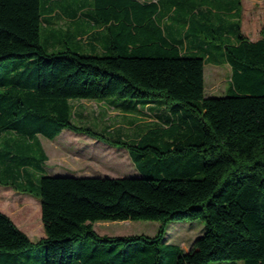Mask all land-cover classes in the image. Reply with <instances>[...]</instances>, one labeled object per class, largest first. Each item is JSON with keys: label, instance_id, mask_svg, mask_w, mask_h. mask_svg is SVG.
Wrapping results in <instances>:
<instances>
[{"label": "trees", "instance_id": "trees-1", "mask_svg": "<svg viewBox=\"0 0 264 264\" xmlns=\"http://www.w3.org/2000/svg\"><path fill=\"white\" fill-rule=\"evenodd\" d=\"M55 1L0 0V184L40 200L45 230L35 244L0 211V264H264V27L244 35L242 0H81L97 48L69 32L52 49ZM210 63L231 68L224 96L206 94ZM82 100L153 105L157 122L133 138L97 132L73 120ZM65 130L126 149L139 174L50 175L39 136ZM185 219L206 227L187 252L164 242ZM101 221L161 226L110 237Z\"/></svg>", "mask_w": 264, "mask_h": 264}, {"label": "rangeland", "instance_id": "rangeland-1", "mask_svg": "<svg viewBox=\"0 0 264 264\" xmlns=\"http://www.w3.org/2000/svg\"><path fill=\"white\" fill-rule=\"evenodd\" d=\"M152 1V0H143ZM242 32L256 41L262 37L264 27V0H242ZM231 80V68L228 64H207L205 71L206 94L212 97L224 96ZM78 126L92 128L97 132L113 133L121 131L127 137H134L144 132L157 122L154 111L124 115L109 104L93 101L74 102ZM116 138V134H112ZM118 135V134H117ZM40 140L48 154L49 168L63 169L76 177L123 178L139 174L129 153L119 145L96 140L84 133L65 130L61 136L52 141L40 136ZM37 146V145H36ZM37 148V147H36ZM36 158L40 159L36 151ZM34 163H39L38 160ZM46 164V163H45ZM56 167V168H55ZM34 187V186H30ZM14 194L13 198H0V205L10 212L13 218L25 228L41 230V202L35 196ZM21 200V202H20ZM28 215L32 217L28 219ZM11 216V217H12ZM161 226L157 221H101L94 226L99 236H154ZM39 227V228H38ZM206 230L203 220L185 219L174 221L166 226L164 242L179 246L184 252L189 251L194 242L204 235ZM27 233V232H26ZM33 243L40 237H32ZM43 250L42 247H40ZM39 250V249H35ZM34 254H36L34 252ZM41 264V263H40ZM214 264H235L233 261ZM240 264V263H238Z\"/></svg>", "mask_w": 264, "mask_h": 264}, {"label": "crops", "instance_id": "crops-1", "mask_svg": "<svg viewBox=\"0 0 264 264\" xmlns=\"http://www.w3.org/2000/svg\"><path fill=\"white\" fill-rule=\"evenodd\" d=\"M141 1H143V0H141ZM156 1H158V0L143 1V2H156ZM86 2L88 3L87 5L89 6V8L93 9V5H94L93 2L90 1V0L86 1ZM54 3L56 5L55 6V12H52L51 14L46 15V20L49 23H47L45 25V30H46L45 31V40L50 43V47H52V49H57L56 47L59 48L60 46L56 45L57 42L60 41V39L57 38L58 37L57 34H59L61 36V39H62V36L66 37V35L70 32V33H72L73 36L78 37L77 40H75V42H78V40H80L81 37H83V40L81 39L82 40L81 41L82 42L81 46H83L84 48L85 47H88L89 49L97 48V46L95 44L96 40H95V37H94L97 29L94 26V24L91 22V17H89L90 14H92L93 11L91 10L92 11L91 13L90 12L88 13V12L83 11V10L81 11L80 6L82 4H80V3H83V1H81V0H56ZM74 11L75 12L77 11L76 13H78L77 15L75 14V18H73L71 16V14H74ZM87 15H89V16H87ZM71 18H73V19H71ZM101 103H103V102H101ZM104 103L108 104L106 102H104ZM149 107L151 108L149 110L153 109V105H150ZM113 108H115V107H113ZM142 108H143V106H142ZM115 110H117L120 113L122 112L121 110H119L117 108H115ZM144 111L145 110H141V111H139L137 113H143ZM122 113L124 115L136 114V113L127 114V113H124V112H122ZM76 118H77V111L75 110V116H74L73 120L75 121ZM61 134L59 136H61ZM56 139H54V140H56ZM39 140H40V136H39ZM54 140H52V141H54ZM40 143H41V146L43 147V149H44V151H45V153H46V155L48 157L47 151L45 150L41 140H40ZM48 159H49V157H48ZM47 162H48V160H47ZM47 162H46V164L44 166L48 170L47 172H49L50 175L72 176L69 173H65L63 169H59V168H56V167H55L56 169L49 168V166L47 165ZM11 191H15L16 194H21L23 197H25V196H33V195H30V194H27V193L18 192L15 189H13L12 187H8V186L0 184V198L3 197V198H7V199H9V198H13L14 199L15 198L14 197L15 193L13 194ZM20 202H21V200H20ZM0 211L5 213L6 215H8L13 220V222L17 225V227L20 230H22L27 236H28L27 233H30L32 235V237L33 236L34 237H38V238L40 237V240L45 237V230H44V225H43V222H42V211H41V223H40L41 224L40 225L41 226V230H40V232H37V231L33 230L31 227L30 228L23 227L21 224H19L13 218V216L10 214V212L5 210L4 207L1 206V205H0ZM31 217H32L31 215H28V219L31 218Z\"/></svg>", "mask_w": 264, "mask_h": 264}]
</instances>
